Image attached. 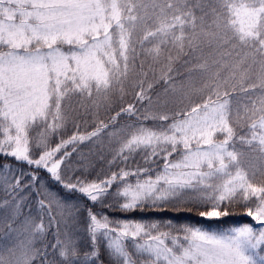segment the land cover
I'll list each match as a JSON object with an SVG mask.
<instances>
[{
	"label": "snow or ice",
	"instance_id": "snow-or-ice-1",
	"mask_svg": "<svg viewBox=\"0 0 264 264\" xmlns=\"http://www.w3.org/2000/svg\"><path fill=\"white\" fill-rule=\"evenodd\" d=\"M0 264H264V0H0Z\"/></svg>",
	"mask_w": 264,
	"mask_h": 264
},
{
	"label": "trees",
	"instance_id": "trees-1",
	"mask_svg": "<svg viewBox=\"0 0 264 264\" xmlns=\"http://www.w3.org/2000/svg\"><path fill=\"white\" fill-rule=\"evenodd\" d=\"M158 90V89H157ZM69 127H71V125H69ZM92 125H90L88 127L87 130H92ZM244 129H238V132L241 133ZM68 135H71V132H67V134L65 135V138H67ZM57 138H53V144L56 142ZM110 158V157H108ZM99 167V166H98ZM55 188V186L53 185V189ZM83 203H87V201H83ZM91 206V205H89ZM191 207V206H190ZM205 209L202 208H192L191 214L187 213V212H180V213H175L174 211H165L163 213H154V212H148V213H141L139 211L133 212L131 213L128 218L131 219H171L174 223H192V224H196V225H207L208 222L204 221L203 219H201L198 216V212L202 211ZM235 215L225 218L224 220V224L226 225H233V224H242V223H254L253 221H251V219L249 217H247L246 215H244V211L245 209L243 207H236L235 209H233ZM108 215L111 218H121L122 214L121 213H112L109 212ZM47 226V224H46ZM47 239L51 240V233L49 232L47 235Z\"/></svg>",
	"mask_w": 264,
	"mask_h": 264
},
{
	"label": "rangeland",
	"instance_id": "rangeland-1",
	"mask_svg": "<svg viewBox=\"0 0 264 264\" xmlns=\"http://www.w3.org/2000/svg\"><path fill=\"white\" fill-rule=\"evenodd\" d=\"M141 58L143 59V57H141ZM157 91H159V89ZM246 132H247V129L244 128V130L240 134H245ZM25 211H27V210L25 209ZM32 215L35 218V223L39 224V223L43 222L45 225L47 224V216H43L41 218V216L37 215L35 210L33 211ZM37 246L39 247L40 245L38 244Z\"/></svg>",
	"mask_w": 264,
	"mask_h": 264
}]
</instances>
